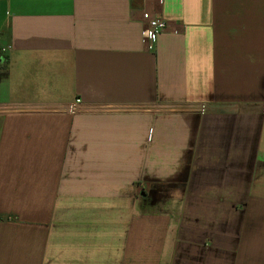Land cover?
<instances>
[{
	"label": "crops",
	"instance_id": "1",
	"mask_svg": "<svg viewBox=\"0 0 264 264\" xmlns=\"http://www.w3.org/2000/svg\"><path fill=\"white\" fill-rule=\"evenodd\" d=\"M0 264H264V0H0Z\"/></svg>",
	"mask_w": 264,
	"mask_h": 264
},
{
	"label": "built area",
	"instance_id": "2",
	"mask_svg": "<svg viewBox=\"0 0 264 264\" xmlns=\"http://www.w3.org/2000/svg\"><path fill=\"white\" fill-rule=\"evenodd\" d=\"M143 23L146 26L145 29V44L147 49L152 51L155 48L158 37L168 28L169 23L163 17L145 12L143 14ZM86 109L85 104L79 98L75 102L69 104L67 111L70 114H76ZM206 106L201 107V111H206Z\"/></svg>",
	"mask_w": 264,
	"mask_h": 264
}]
</instances>
